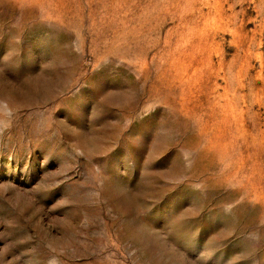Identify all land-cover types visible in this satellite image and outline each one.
Here are the masks:
<instances>
[{
    "label": "rangeland",
    "instance_id": "obj_1",
    "mask_svg": "<svg viewBox=\"0 0 264 264\" xmlns=\"http://www.w3.org/2000/svg\"><path fill=\"white\" fill-rule=\"evenodd\" d=\"M168 1L0 0V264H264V0Z\"/></svg>",
    "mask_w": 264,
    "mask_h": 264
},
{
    "label": "bare ground",
    "instance_id": "obj_2",
    "mask_svg": "<svg viewBox=\"0 0 264 264\" xmlns=\"http://www.w3.org/2000/svg\"><path fill=\"white\" fill-rule=\"evenodd\" d=\"M130 1H132V0H130ZM163 1H164V0H163ZM166 1L169 3V1H168V0H166ZM163 3H164V2H163ZM150 4H151V3H150ZM166 4H167V3H166ZM153 5H154V4H153ZM164 5H165V4H163V6H164ZM163 6H162V7H163ZM165 6H166V5H165ZM165 6H164V9L168 10V9H167L168 7H167V8H165ZM154 7H155V5H154ZM157 8H158V7H157ZM159 10H160V9H159ZM159 12H160V11H159Z\"/></svg>",
    "mask_w": 264,
    "mask_h": 264
}]
</instances>
